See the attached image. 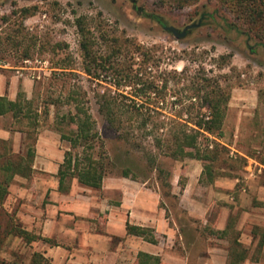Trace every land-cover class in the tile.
Instances as JSON below:
<instances>
[{
    "label": "rangeland",
    "instance_id": "rangeland-1",
    "mask_svg": "<svg viewBox=\"0 0 264 264\" xmlns=\"http://www.w3.org/2000/svg\"><path fill=\"white\" fill-rule=\"evenodd\" d=\"M136 7L158 20L147 18ZM3 16L8 17L3 20ZM82 16L90 24L98 57L106 58L111 52L114 37L130 38L149 50L155 62L148 68L143 67L142 72L138 65L141 57L134 65V71L140 70L145 79H153L162 72H182L185 67L189 68L186 76L190 77L195 75L193 70L198 66L206 68L208 76H223L222 84L229 88L232 98L225 136L220 141L224 148L216 158L201 161L167 157L155 146L157 134L138 132V148L119 139L115 129L100 114L98 102L105 94L119 99L132 98L137 89L116 85L109 72L98 71L97 77L85 73L82 36L77 26V19ZM199 22L201 26L184 39H177L164 30V26H174L182 31ZM227 22L236 24L246 34L230 28ZM26 52H30L28 58L24 57ZM194 55L198 57L195 62ZM227 55L231 56L230 61L221 65L218 58ZM0 61L7 65L0 68V82L4 81L7 91L13 77L33 81L31 94L25 92L24 86L19 91L34 99L38 114L37 126L32 127L36 132L33 137L24 133L9 140L7 150L11 157L24 156L28 145H33L34 138L43 132L57 134L65 155L76 153L61 134L71 135L72 125L68 124L67 117L74 114L76 103L69 98L72 95L77 98L78 93L87 102L104 140V151L98 154H103L109 162L106 177H122L129 170L131 174L127 178L161 195V208L166 211L171 226L177 224L189 239H179V231L177 238L168 242L178 254L189 255L194 260L205 254L209 246L203 237L217 235L205 229L204 217L215 223L222 212L230 211L237 221L243 220V211L250 209L257 192L255 181L247 182V176L254 174L255 180L264 183V46L249 39L247 27L217 0H0ZM64 66L70 70L63 73L59 68ZM185 79L172 77L170 80L171 109H166L167 112L176 114L191 104L193 91ZM152 108L163 112L158 105ZM28 123L29 120L16 123L10 117L0 119L1 127L11 126L15 130L26 129ZM236 150L257 159L263 167ZM148 155L157 159L156 170H151ZM41 167L34 171L43 173ZM244 188L247 193L242 196ZM185 189L193 191V201L185 199ZM10 216L5 207L0 209V261L2 253H10V245L5 243ZM17 250L19 262L23 264H30L36 253L31 256L22 244Z\"/></svg>",
    "mask_w": 264,
    "mask_h": 264
},
{
    "label": "trees",
    "instance_id": "trees-1",
    "mask_svg": "<svg viewBox=\"0 0 264 264\" xmlns=\"http://www.w3.org/2000/svg\"><path fill=\"white\" fill-rule=\"evenodd\" d=\"M230 12L235 14L248 29L249 39H255L259 45L264 46V0H217ZM138 12L143 13L147 18L158 20L150 14L136 7ZM27 14L30 11L25 10ZM8 16H3L6 20ZM87 17H79L77 26L82 36L81 48L85 60L84 71L88 75L97 77L98 71L109 72L117 81L118 86L135 87L137 89L134 97H119L103 95L98 104L99 112L106 122L115 129L119 139L124 140L134 147H140L138 132L154 135L155 146L162 149L164 155L176 160L193 158L206 161L216 158L220 149L224 148L221 140L225 136V122L228 114L232 93L228 87L222 84V75L208 76V71L203 66H198L195 75L186 76L189 68L185 67L182 72L170 71L162 72L160 76L153 79H145L141 73L142 68H148L155 62V57L143 45L125 38L121 40L114 37L111 41V52L104 58L98 57L94 52V36L91 32ZM227 25L242 34H246L239 29L236 24L227 22ZM195 54V53H193ZM30 56V52L25 53V58ZM141 59L139 69L134 71L137 59ZM195 62L198 57L194 55ZM231 56H221L218 61L221 65L228 64ZM99 60H102L101 63ZM222 67V66H221ZM63 73L70 70L66 66L59 68ZM183 76V77H182ZM144 77V78H143ZM173 78L187 77L190 82L192 95L191 104L181 112H167L168 86ZM186 80V79H185ZM75 102L74 114H70L68 124L72 125L71 135L61 134L63 140H69L71 149L76 153L66 154L65 162L59 170V177L62 185L68 178L77 179L86 187L98 190L103 186V181L107 175V158L98 154L103 152L105 143L100 131L97 128V121L94 119L87 102L75 95L69 98ZM34 99H28L25 92L20 90L16 100H10L6 96H0V117L11 115L16 123L23 124L24 120H29L26 129H18L21 133H26L33 137L36 133L32 130L37 126V112L34 108ZM160 108L163 112H158L152 106ZM171 109V108H169ZM164 111H166L164 113ZM66 118V119H67ZM33 119V121H32ZM37 136L34 144L28 145L26 154L17 159L11 157L7 150V141L0 140V209L9 195V187L14 178L22 176L29 178L34 169L36 157ZM148 164L151 170H156L157 159L148 155ZM158 171V170H157ZM159 169V173H162ZM131 172L124 171V177H129ZM9 228L7 235H14L23 239L29 247H34L39 241H44L50 245H57L52 240L24 229L12 216L9 217ZM130 235L143 237L145 240L156 243L153 230L137 226H127ZM226 233V232H225ZM247 250L239 243L231 245L230 264H241L246 259ZM161 258L140 252L135 264H160ZM0 264L5 262L0 261ZM30 264H51L41 253H35Z\"/></svg>",
    "mask_w": 264,
    "mask_h": 264
},
{
    "label": "crops",
    "instance_id": "crops-1",
    "mask_svg": "<svg viewBox=\"0 0 264 264\" xmlns=\"http://www.w3.org/2000/svg\"><path fill=\"white\" fill-rule=\"evenodd\" d=\"M20 86H24L29 95L33 81L13 77L9 91L1 81L0 96L16 100ZM5 117L14 120L11 115L0 119ZM18 134L22 137L24 133L11 126H0V140L9 142ZM37 138L33 169L43 166L40 168L43 173L34 171L29 178L17 175L9 187L4 207L24 229L57 245L39 241L29 247L23 239L9 235L5 243L10 245V253L1 254L5 264H23L19 262L17 252L20 244L31 252V256L35 252L41 253L51 264H135L140 252L160 257V264H230V248L236 242L247 250L241 264H264V183L255 180L254 174H249L246 179L247 182L255 181L257 192L253 199L258 202L252 200L250 209L243 211L241 221H237L230 211L222 212L215 223L204 217L205 229L217 236L203 237L209 247L205 254L194 260L173 251L168 244L177 238L179 231V239H189L177 224L171 226L157 191L124 176L106 177L98 190L81 185L77 179L66 180L61 188L59 170L66 155L60 149L59 138L54 132H43ZM236 152L262 166L246 153ZM191 192L184 190L185 199L193 201ZM241 193L244 196L247 189H242ZM128 225L152 229L156 243L130 235Z\"/></svg>",
    "mask_w": 264,
    "mask_h": 264
},
{
    "label": "water",
    "instance_id": "water-1",
    "mask_svg": "<svg viewBox=\"0 0 264 264\" xmlns=\"http://www.w3.org/2000/svg\"><path fill=\"white\" fill-rule=\"evenodd\" d=\"M201 26V22L198 24H192L185 27L182 31L174 26H164V30L173 34L177 39H184L187 37L190 31L197 29Z\"/></svg>",
    "mask_w": 264,
    "mask_h": 264
},
{
    "label": "built area",
    "instance_id": "built-area-1",
    "mask_svg": "<svg viewBox=\"0 0 264 264\" xmlns=\"http://www.w3.org/2000/svg\"><path fill=\"white\" fill-rule=\"evenodd\" d=\"M0 68H7V65L4 62L0 61Z\"/></svg>",
    "mask_w": 264,
    "mask_h": 264
}]
</instances>
